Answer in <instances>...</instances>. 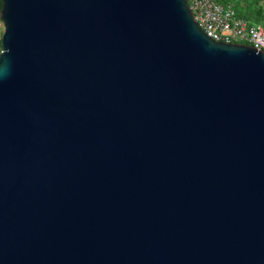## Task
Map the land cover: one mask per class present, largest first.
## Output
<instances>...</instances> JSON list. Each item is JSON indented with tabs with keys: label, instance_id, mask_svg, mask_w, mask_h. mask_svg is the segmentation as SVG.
<instances>
[{
	"label": "water",
	"instance_id": "95a60500",
	"mask_svg": "<svg viewBox=\"0 0 264 264\" xmlns=\"http://www.w3.org/2000/svg\"><path fill=\"white\" fill-rule=\"evenodd\" d=\"M0 264H264V51L186 0H0Z\"/></svg>",
	"mask_w": 264,
	"mask_h": 264
},
{
	"label": "built area",
	"instance_id": "2783aa9c",
	"mask_svg": "<svg viewBox=\"0 0 264 264\" xmlns=\"http://www.w3.org/2000/svg\"><path fill=\"white\" fill-rule=\"evenodd\" d=\"M194 21L214 41L246 44L264 51V27L238 17L231 3L218 0H186ZM3 25L0 21V42ZM2 52L0 43V53Z\"/></svg>",
	"mask_w": 264,
	"mask_h": 264
},
{
	"label": "rangeland",
	"instance_id": "374dc122",
	"mask_svg": "<svg viewBox=\"0 0 264 264\" xmlns=\"http://www.w3.org/2000/svg\"><path fill=\"white\" fill-rule=\"evenodd\" d=\"M237 12L250 16L264 26V0H231Z\"/></svg>",
	"mask_w": 264,
	"mask_h": 264
},
{
	"label": "trees",
	"instance_id": "16d2710c",
	"mask_svg": "<svg viewBox=\"0 0 264 264\" xmlns=\"http://www.w3.org/2000/svg\"><path fill=\"white\" fill-rule=\"evenodd\" d=\"M219 3H222V4H227V3H231V0H218ZM233 5V4H232ZM234 7V10H235V13L238 17L244 19V20H247L249 22H253V23H258V24H261L259 21H256V20H253L250 18V16H245L244 14H240L239 12H237L235 6ZM0 8H1V2H0ZM263 26V24H261ZM264 27V26H263Z\"/></svg>",
	"mask_w": 264,
	"mask_h": 264
}]
</instances>
